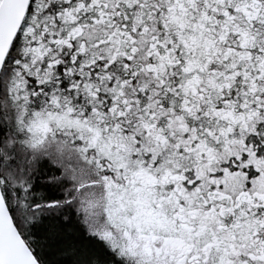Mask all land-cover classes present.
Wrapping results in <instances>:
<instances>
[{
    "label": "snow or ice",
    "instance_id": "obj_1",
    "mask_svg": "<svg viewBox=\"0 0 264 264\" xmlns=\"http://www.w3.org/2000/svg\"><path fill=\"white\" fill-rule=\"evenodd\" d=\"M0 264H264V0H0Z\"/></svg>",
    "mask_w": 264,
    "mask_h": 264
}]
</instances>
